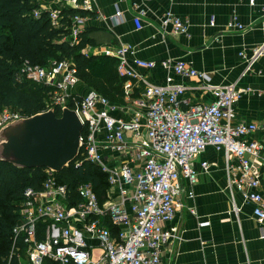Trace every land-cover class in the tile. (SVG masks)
<instances>
[{"label":"built area","instance_id":"obj_1","mask_svg":"<svg viewBox=\"0 0 264 264\" xmlns=\"http://www.w3.org/2000/svg\"><path fill=\"white\" fill-rule=\"evenodd\" d=\"M58 1V6L49 8L57 27L62 24L63 6L90 9L95 0ZM40 12L35 10L36 15ZM261 12L264 15V4ZM87 19V15H74L65 39L78 42ZM115 19L123 20L121 10H116ZM135 22L142 28L140 16ZM162 23L176 34L190 35L188 21L171 10L163 14ZM227 26L245 29L236 16ZM135 51L131 44H122L113 54L118 72L125 78L121 102L111 101L94 89L86 94L73 90L80 77L70 59L46 66L23 63V76L49 89L45 109L69 106L76 111L83 124L82 154L107 174L109 188L104 202L91 182L81 183L75 196L56 173L46 169L41 188H25L20 219L13 227V249L20 264H163V246L179 238L166 223L184 205L183 195L194 196L199 177L196 161L208 146L224 152L233 211L240 212L235 196L238 191L253 205L254 217L264 220V197L259 190L264 177V139L251 136L261 126L238 119L235 109L244 95L264 94V88L242 86L238 81L212 83L207 73L186 60L162 61L179 75L204 78L199 86L215 95L211 102H190L185 96L189 85L171 78L157 84L137 72L133 66L153 68L158 62L139 58ZM240 55L246 63L243 77L264 58V40L251 54L242 51ZM135 80L142 83L138 95ZM23 116L27 115L19 109L4 108L0 129ZM209 166L207 160L201 161L202 169ZM107 220L119 227L116 233ZM96 249L101 251L98 255Z\"/></svg>","mask_w":264,"mask_h":264},{"label":"crops","instance_id":"obj_2","mask_svg":"<svg viewBox=\"0 0 264 264\" xmlns=\"http://www.w3.org/2000/svg\"><path fill=\"white\" fill-rule=\"evenodd\" d=\"M51 5L60 4L51 0ZM88 14L86 27L95 44L87 47L95 55L114 57L122 44H131L135 55L158 62L156 67H135L153 83L163 84L168 78L190 86L185 96L190 102H211L215 95L199 85L206 80L199 76L185 77L164 60H186L207 73L209 81L225 84L238 81L239 85L264 88V58L259 59L251 72L241 76L244 51L264 40V0H95ZM122 11L123 20L117 22L115 12ZM171 10L190 24V35L176 34L171 26L162 23L163 14ZM140 16L142 28H137L135 17ZM236 16L245 29H231L228 21ZM130 58H132L130 56ZM208 77V78H209ZM91 87L83 80L73 90L86 94ZM135 95L142 90L141 81H134ZM187 106L186 103L183 104ZM238 119L256 121L259 130L251 136L264 139V94L244 95L236 104ZM209 162V169L201 161ZM199 170L194 196H182L183 206L166 223L179 238L163 246V264H264V220L254 217L253 205L244 201L236 191L240 212L233 211L228 189L224 152L208 146L196 161ZM186 188L188 182L184 180ZM264 197V177L259 188ZM201 222H207L201 225ZM101 251L96 249L98 255Z\"/></svg>","mask_w":264,"mask_h":264},{"label":"trees","instance_id":"obj_3","mask_svg":"<svg viewBox=\"0 0 264 264\" xmlns=\"http://www.w3.org/2000/svg\"><path fill=\"white\" fill-rule=\"evenodd\" d=\"M47 1L51 0H0V109L12 107L25 115H32L46 108L48 87L24 77L21 71L25 61L49 65L43 64L45 52L54 53L57 61L70 59L76 64L80 79L91 89L111 101L121 102L125 78L118 72V60L84 51L95 44L88 35V28L81 31L80 40L76 43H71L69 37L65 39L70 34L74 15L95 14L84 8L63 6L62 24L57 27L52 23L51 7L45 5ZM37 9H41L39 15L35 14ZM57 115H61L59 108ZM56 175L75 196L74 191L81 183L91 182L101 202L108 197L107 174L88 161L82 150L69 166ZM46 176L43 167L18 168L0 161V264H20L13 249V227L20 219L25 188H41ZM107 224L115 233L119 230L110 220Z\"/></svg>","mask_w":264,"mask_h":264},{"label":"water","instance_id":"obj_4","mask_svg":"<svg viewBox=\"0 0 264 264\" xmlns=\"http://www.w3.org/2000/svg\"><path fill=\"white\" fill-rule=\"evenodd\" d=\"M83 124L69 106H50L11 120L0 129V161L18 168L43 167L54 173L69 166L81 152Z\"/></svg>","mask_w":264,"mask_h":264},{"label":"rangeland","instance_id":"obj_5","mask_svg":"<svg viewBox=\"0 0 264 264\" xmlns=\"http://www.w3.org/2000/svg\"><path fill=\"white\" fill-rule=\"evenodd\" d=\"M45 4V3H44ZM51 5V1H47L45 5ZM85 52H88V53H91V51H89L88 49L87 50H84ZM54 61H57L55 58H54V53H49V52H45V56H44V62L43 64H47V63H51V62H54ZM4 110L3 109H0V111ZM22 257L24 259V253L22 254Z\"/></svg>","mask_w":264,"mask_h":264}]
</instances>
